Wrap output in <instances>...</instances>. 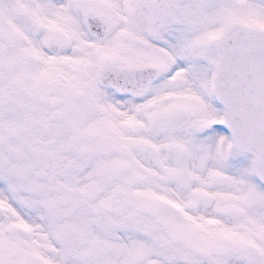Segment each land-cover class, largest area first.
<instances>
[{"label": "snow or ice", "instance_id": "1", "mask_svg": "<svg viewBox=\"0 0 264 264\" xmlns=\"http://www.w3.org/2000/svg\"><path fill=\"white\" fill-rule=\"evenodd\" d=\"M0 264H264V0H0Z\"/></svg>", "mask_w": 264, "mask_h": 264}]
</instances>
